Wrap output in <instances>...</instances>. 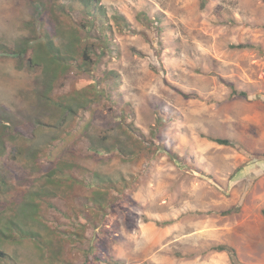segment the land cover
Wrapping results in <instances>:
<instances>
[{
    "label": "rangeland",
    "instance_id": "1",
    "mask_svg": "<svg viewBox=\"0 0 264 264\" xmlns=\"http://www.w3.org/2000/svg\"><path fill=\"white\" fill-rule=\"evenodd\" d=\"M71 1L0 0V264H264V0H98L92 71L44 48L99 44Z\"/></svg>",
    "mask_w": 264,
    "mask_h": 264
},
{
    "label": "trees",
    "instance_id": "2",
    "mask_svg": "<svg viewBox=\"0 0 264 264\" xmlns=\"http://www.w3.org/2000/svg\"><path fill=\"white\" fill-rule=\"evenodd\" d=\"M208 0H202V7H205L207 5ZM69 9L71 11L78 10L80 12V15L83 16L85 19V23L81 24L80 27L84 29V31H87L89 33H92L93 31H99L101 33V40L99 41V44L90 43L86 45H81L80 41L81 38L79 36L81 29H77L76 36L73 39V43H71L67 48V53L65 54L62 52V50L55 46L54 42L52 40H47L44 48L50 57V59L54 62V64H57L59 67H61L64 70H67L71 67V65L78 64L79 69L84 71H92L95 69L97 65V61L100 60L98 58L99 55L97 54L96 49H109V46L113 44V30L112 26L110 25L109 21L112 19L115 24L122 29L123 32L127 33H134V30L131 28L130 24L127 22V20L120 15H114L113 17L109 18L107 9L105 6L100 4L98 0H72L71 3H69ZM62 13H65L63 11L66 10L65 7L60 8ZM147 20V18H145ZM30 43H26L25 46L18 48L19 50L15 52H11L10 49H8L5 46L0 45V54L1 55H13V56H24L26 55L27 51L29 50ZM236 49H258L261 54H264V50L261 47H257L250 44H240L237 46H233ZM105 53V52H104ZM79 58H83L82 62H79ZM94 57H97L95 60ZM120 76L115 71H109L106 74L102 76V79L100 81L95 78V83L93 84L94 87V94L97 96H104L106 94V89L104 88V83L108 84H117L120 82ZM113 82V83H112ZM113 84V85H114ZM232 94L237 98H243L247 99L249 95L246 92L238 91L234 87H232ZM186 97H195L194 95H187ZM213 142H216L219 145H225L230 146L232 145V142L228 139H222V138H211ZM94 151L100 152L98 149L94 148ZM109 152V151H108ZM96 181H99L100 183L103 182V179L97 175L95 176ZM93 200L96 203H100L101 200L99 199V196H94ZM233 213V210H227L223 212V215H231ZM31 237L37 238L39 236L35 234H31ZM217 252H226L229 254L232 263L233 264H239L238 254L234 248H231L230 246H218L214 248ZM7 255L0 250V260L6 259ZM111 264H121L119 261L111 262Z\"/></svg>",
    "mask_w": 264,
    "mask_h": 264
}]
</instances>
